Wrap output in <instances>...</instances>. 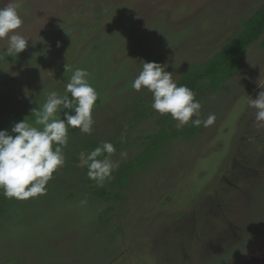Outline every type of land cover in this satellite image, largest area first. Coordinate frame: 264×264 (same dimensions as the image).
Wrapping results in <instances>:
<instances>
[{"label":"rangeland","instance_id":"1","mask_svg":"<svg viewBox=\"0 0 264 264\" xmlns=\"http://www.w3.org/2000/svg\"><path fill=\"white\" fill-rule=\"evenodd\" d=\"M10 3L23 21L14 31L29 42L17 57L0 58V129L34 123L31 109L50 91L64 95L77 68L89 73L98 101L91 134L69 128L65 163L45 194L20 200L0 189V264H264V122L248 106L264 91V33L216 89L202 82L199 118L216 119L191 138L152 145L155 133L191 122L177 127L151 107L150 91L131 87L144 61L164 64L176 83L264 0H0V7ZM6 46L0 39V53ZM105 141L118 167L99 186L80 153Z\"/></svg>","mask_w":264,"mask_h":264},{"label":"clouds","instance_id":"2","mask_svg":"<svg viewBox=\"0 0 264 264\" xmlns=\"http://www.w3.org/2000/svg\"><path fill=\"white\" fill-rule=\"evenodd\" d=\"M22 23L11 3L0 7V39L7 37V46L0 58L17 57L28 47L29 38L14 31ZM165 68L159 62L144 61L131 83L132 89L140 91L143 87L150 91L151 107L161 115L170 114L178 121L177 127H183L190 120L196 127L212 125L215 114L201 120V104L195 99V93L186 85L178 86ZM88 75L86 70L77 68L68 79L64 95L56 91L47 93L45 102L31 109L34 123L23 119L15 122L10 130L0 129V189L6 198L24 200L45 194L47 182L65 163L63 148L68 142L69 128H79L81 132L91 134L94 124L92 110L98 101V93L88 82ZM248 106L256 110L255 120L264 122V91L255 99L249 97ZM193 116L197 118L192 119ZM115 151L114 145L105 141L90 152L80 153V166L87 168V176L99 186H103L118 164L107 156L98 157Z\"/></svg>","mask_w":264,"mask_h":264},{"label":"trees","instance_id":"3","mask_svg":"<svg viewBox=\"0 0 264 264\" xmlns=\"http://www.w3.org/2000/svg\"><path fill=\"white\" fill-rule=\"evenodd\" d=\"M264 33V3L258 7L248 18L242 21V29L239 33L233 36L225 46L210 57L208 60L188 68L177 80L176 84L188 86L194 93L195 99L199 101L197 92L200 90V85L206 79L212 80V89H216L220 83H222L230 73L236 68V58L238 56H244L247 53V49L256 42ZM262 47H264V39L261 41ZM222 69H225L222 73ZM218 73V74H217ZM170 115V114H168ZM192 119H196L193 116ZM191 122V120H190ZM160 133H170V136L162 138ZM197 133V127L190 124L187 128H181L178 130H171L169 132L161 131L152 135V145H156L158 149L167 143L168 141L184 137L191 138ZM152 145H148V148H153ZM147 149V148H146ZM142 154V153H140ZM139 154V155H140ZM107 155L105 153L100 158ZM99 159V158H98ZM139 159V158H138ZM134 161V160H133ZM148 161V160H147ZM143 161V163L147 162ZM141 163V165L143 164ZM132 169L131 165L127 169Z\"/></svg>","mask_w":264,"mask_h":264}]
</instances>
